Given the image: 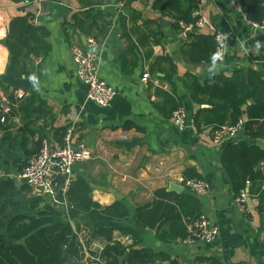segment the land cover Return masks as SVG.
<instances>
[{
    "label": "crops",
    "instance_id": "obj_1",
    "mask_svg": "<svg viewBox=\"0 0 264 264\" xmlns=\"http://www.w3.org/2000/svg\"><path fill=\"white\" fill-rule=\"evenodd\" d=\"M199 12L227 36L221 61L192 63L183 53L186 42L178 34L173 18L156 9L154 0H0V76L10 66V54L2 40L11 18L32 15L36 19L32 23L42 28L49 46L44 58L30 56L27 69L31 75H22L32 81L30 89L22 91L32 96L31 116L13 115L6 122L0 119V207L11 201L19 205L17 213L41 208L53 212L60 221L66 220L68 204L58 199V190L53 196L35 195L18 173L43 139L50 146L60 145L63 130L75 121L72 142L83 141L92 158L73 166L72 179L83 177L91 187L93 200L101 205L119 201L128 209L123 221L86 215L71 221L84 246L82 261L90 263L88 256L100 252L105 244L96 233L98 228L129 227L138 235L135 247L159 256L148 264H264V181L251 190L247 187V196L239 201L221 165L228 143L253 140L243 130L219 142L212 140L211 127L197 131L194 114L210 107V102L206 93H198L197 100H193L189 87L193 77L203 84L217 75L230 77L238 71H243L246 79L249 71L264 79V31L244 25L241 0H207ZM159 16L170 20V24H159ZM195 33L211 35L206 28ZM90 35L98 43V75L117 91L106 107L87 98V88L75 73L71 48L85 47ZM162 56L173 65L171 68L167 62H159L169 75L174 70L171 82L161 79L157 86L143 81V72ZM163 75V71L153 74L156 78ZM16 90L20 91L0 79V96L11 100L10 96L16 98ZM158 90L170 93L184 108L188 121L185 129L177 128L171 115L163 113L169 105ZM252 128L261 134L257 139L262 144L258 146L264 148V120ZM122 135L127 138L122 139ZM132 137L136 143L126 150L121 141ZM187 169L199 177L184 178ZM189 178L206 181L207 191L196 194L189 190L184 185ZM7 183L10 185L5 187ZM171 184L181 185L182 189H170ZM183 195L194 197L199 214L218 227L212 241L161 238L177 226L173 220H166L169 215L153 228L137 221V207L155 200L175 205L178 220L184 224L187 218L175 204ZM12 204L0 211V245L10 242L5 215ZM113 238L124 246L133 242L117 230ZM127 253L119 260H124Z\"/></svg>",
    "mask_w": 264,
    "mask_h": 264
},
{
    "label": "trees",
    "instance_id": "obj_2",
    "mask_svg": "<svg viewBox=\"0 0 264 264\" xmlns=\"http://www.w3.org/2000/svg\"><path fill=\"white\" fill-rule=\"evenodd\" d=\"M154 7L172 17L174 26L178 29L180 21L190 23L194 20L193 12L198 8V0H154ZM241 10L250 20L260 22L264 19V0H241ZM32 18L30 14L11 18L6 36L2 40L10 54L11 72L17 77L31 75L27 69L31 61L30 56L44 58L49 52L45 33L41 27L32 23ZM89 37L95 38L94 35ZM189 37V41L184 44L183 53L192 63L215 61V41L212 35L191 33ZM160 61L167 62L173 68L169 58L162 56L154 60L148 72L153 75L157 71H163V77L157 76L159 81L163 79L170 83L174 70L169 75V71L159 66ZM189 87L193 100H197L198 93H206L210 102V107L198 109L194 114L197 131L211 127L210 131L213 134L220 126L234 124L240 117L245 116L243 131L253 142L239 140L228 143L221 155V165L237 196L246 187L251 190L254 185L261 186L264 181V148L255 143L261 134L253 131L252 126L264 120V79L252 71H249L246 79L243 71H238L230 77L217 75L203 84L193 77ZM157 94L169 105L164 114L169 116L180 106L170 93L158 90ZM10 98L11 110L5 115L4 122L13 115L31 116V95L23 94L20 98L13 96ZM64 132L65 130L63 134ZM184 173V178L199 177L192 169H187ZM8 185L10 184H5V187ZM155 193L160 194L161 191ZM57 197L68 204L65 221H60L53 212L46 209L36 208L33 212L17 213L19 210L17 203L5 201L2 204L1 212L2 207L8 204H12V209L5 215V219L8 220L6 230L10 242L8 245H0V264H66L68 258L82 261L84 246L78 237L77 228L72 227L71 221L75 222L80 215L106 221H123L128 216L127 207L119 201L101 205L93 200L91 187L83 177L73 178L66 193L62 195L58 191ZM175 204L187 218L184 224H180L178 220L179 214L175 205L155 200L137 207V221L143 227L153 228L156 222L169 215L166 220H173L177 226L170 233H163L161 238L166 241L184 240L187 237V225L200 216L196 209L197 200L192 196L183 195L176 199ZM114 230L121 235L130 236L133 242L126 246L122 245L113 238ZM96 233L105 244L100 252L90 255H98L104 264H148L159 258L157 254L147 249L135 247L138 235L129 227H100ZM126 250L127 256L120 261L119 256Z\"/></svg>",
    "mask_w": 264,
    "mask_h": 264
},
{
    "label": "built area",
    "instance_id": "obj_3",
    "mask_svg": "<svg viewBox=\"0 0 264 264\" xmlns=\"http://www.w3.org/2000/svg\"><path fill=\"white\" fill-rule=\"evenodd\" d=\"M207 0H198V8L193 12L194 20L190 23L179 22L178 34L187 42L189 35L202 28L208 29L215 41L214 59L221 61L226 53L227 36L216 30L209 24L207 18L202 16L199 8ZM244 25L254 31H264V19L260 22L250 20L247 15L241 12ZM33 23L36 19L33 17ZM98 46L97 40L93 37L86 38L85 47L72 46L71 54L75 65V73L78 80L87 88V98L95 104L106 107L111 104L117 91L98 75ZM142 80L151 81L159 86L160 81L156 76L145 71L142 74ZM24 92L15 91L14 95L20 98ZM10 101L6 96H0V119L4 121L5 115L10 110ZM171 118L177 128L183 130L188 126L187 114L182 106L177 107L171 113ZM245 119L240 117L234 124H225L217 128L212 134V140L219 142L225 137H234L243 130ZM75 121L65 127L62 137V143L56 146H50L46 139H43L40 148L31 155L18 177L23 180L25 185L35 195L53 196L55 190L64 195L72 180V168L76 163H81L92 158L90 149L83 141L72 142V134L75 130ZM126 139V135H122ZM63 177V181L57 186L56 176ZM184 185L196 194H203L207 191L206 181L198 178H189L184 180ZM248 185V182H247ZM247 196V187L242 189L237 200L244 201ZM218 227L204 215H200L196 220L187 225V237L184 241L202 240L212 241L218 235ZM88 264H104L101 258L97 256H88Z\"/></svg>",
    "mask_w": 264,
    "mask_h": 264
},
{
    "label": "water",
    "instance_id": "obj_4",
    "mask_svg": "<svg viewBox=\"0 0 264 264\" xmlns=\"http://www.w3.org/2000/svg\"><path fill=\"white\" fill-rule=\"evenodd\" d=\"M156 20L158 21L159 24L162 26L170 24V20L164 18V17H156ZM0 79L8 85H11L12 87L20 90V91H28L31 86V80L28 78H25L24 76L17 77L15 76L11 70L10 66L7 65L5 68V72L3 75L0 76ZM136 143V139L132 137L129 140H122L121 144L126 147V150H130ZM256 144L261 146L262 141L260 139H256ZM63 181V177L60 175L56 176V182L59 185ZM170 189H173L175 191H179L182 189L181 185L177 184H171ZM87 243H89V239L86 240ZM127 251L124 252L123 255L119 256V259H123L124 256L126 255ZM66 264H88L85 261H75L72 258H68Z\"/></svg>",
    "mask_w": 264,
    "mask_h": 264
}]
</instances>
